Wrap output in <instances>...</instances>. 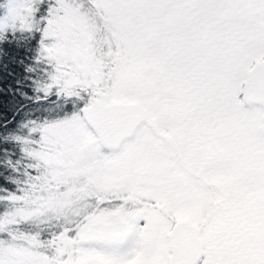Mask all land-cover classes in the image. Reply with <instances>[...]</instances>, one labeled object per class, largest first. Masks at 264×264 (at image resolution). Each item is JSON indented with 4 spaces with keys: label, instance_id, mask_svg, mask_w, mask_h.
Wrapping results in <instances>:
<instances>
[{
    "label": "snow or ice",
    "instance_id": "obj_1",
    "mask_svg": "<svg viewBox=\"0 0 264 264\" xmlns=\"http://www.w3.org/2000/svg\"><path fill=\"white\" fill-rule=\"evenodd\" d=\"M0 264H264V0H0Z\"/></svg>",
    "mask_w": 264,
    "mask_h": 264
}]
</instances>
